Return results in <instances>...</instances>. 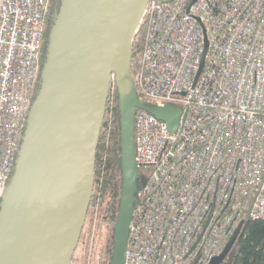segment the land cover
Masks as SVG:
<instances>
[{"label": "built area", "instance_id": "1", "mask_svg": "<svg viewBox=\"0 0 264 264\" xmlns=\"http://www.w3.org/2000/svg\"><path fill=\"white\" fill-rule=\"evenodd\" d=\"M51 2L0 0V207L40 91ZM142 26L139 101L182 114L173 133L136 112L124 264H211L242 223L264 220V0H151Z\"/></svg>", "mask_w": 264, "mask_h": 264}, {"label": "water", "instance_id": "2", "mask_svg": "<svg viewBox=\"0 0 264 264\" xmlns=\"http://www.w3.org/2000/svg\"><path fill=\"white\" fill-rule=\"evenodd\" d=\"M151 0H61L39 94L0 207V264H72L94 194L97 151L112 85L119 95L123 190L112 264H124L140 176L137 110L171 132L181 110L141 103L133 41ZM204 62V60H203ZM240 235V227L219 264Z\"/></svg>", "mask_w": 264, "mask_h": 264}, {"label": "trees", "instance_id": "3", "mask_svg": "<svg viewBox=\"0 0 264 264\" xmlns=\"http://www.w3.org/2000/svg\"><path fill=\"white\" fill-rule=\"evenodd\" d=\"M60 7L61 0H52V11L47 20L43 39L44 62L54 17ZM144 40L145 29L142 26L133 41L132 74L141 67ZM112 94L109 96L97 151L95 188L86 229L83 230L72 264H112L113 260L116 223L123 190V150L121 113L116 86ZM91 231H94L93 236H90ZM219 264H264V220H248L242 223L235 245L221 257Z\"/></svg>", "mask_w": 264, "mask_h": 264}, {"label": "rangeland", "instance_id": "4", "mask_svg": "<svg viewBox=\"0 0 264 264\" xmlns=\"http://www.w3.org/2000/svg\"><path fill=\"white\" fill-rule=\"evenodd\" d=\"M86 227V226H85ZM86 228H84V230H85ZM93 233H94V231H91V234H90V236H93ZM87 262H88V260H87ZM89 262H90V260H89Z\"/></svg>", "mask_w": 264, "mask_h": 264}]
</instances>
